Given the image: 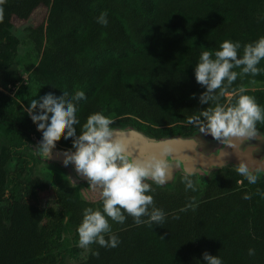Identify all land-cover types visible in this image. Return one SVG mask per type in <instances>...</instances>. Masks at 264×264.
<instances>
[{"label":"trees","instance_id":"16d2710c","mask_svg":"<svg viewBox=\"0 0 264 264\" xmlns=\"http://www.w3.org/2000/svg\"><path fill=\"white\" fill-rule=\"evenodd\" d=\"M41 7L49 9L47 25L30 36L38 62L25 66L39 91L31 94L26 84L19 100L24 75L13 67L22 41L12 23L26 22ZM102 11L107 26L97 23ZM261 35L264 0H0V74L8 90L0 89V219L32 247L31 259L19 264L78 258L82 250L73 242L78 244L83 209L101 207V199L88 201L68 183L55 190L52 203L43 202L50 182L32 175L40 160L32 138H39L40 129L25 111L32 99L49 89H82V123L103 111L116 120L115 128L133 127L157 139L193 137L199 128L186 117L208 106L199 103L204 88L195 79L200 52L215 51L228 39L243 46ZM263 76H238L221 102L234 103L243 88L264 105V88L249 89ZM257 128L264 135V123ZM52 147L71 148L72 138L61 134ZM180 173L154 185L155 204L167 214L162 226L137 225L128 216L112 224L118 247L92 244L75 264H198L205 251L220 255L224 264H264V174L255 171L257 182L249 184L236 167L226 166L209 176L193 175L192 191ZM249 248L255 255H248Z\"/></svg>","mask_w":264,"mask_h":264},{"label":"clouds","instance_id":"9594fccd","mask_svg":"<svg viewBox=\"0 0 264 264\" xmlns=\"http://www.w3.org/2000/svg\"><path fill=\"white\" fill-rule=\"evenodd\" d=\"M107 17V12L102 11L96 18L97 23L107 26ZM262 60L264 35L243 46L238 40L228 39L215 51H201L195 64V79L204 88L199 103L208 106L198 110V114L187 116L185 122L197 126L200 133L210 135L222 144L234 145L233 138L255 139L260 134L257 123H264V105L257 103L254 96L245 94L243 88L238 90L234 103L225 104L221 100L229 94L238 76L250 74L254 77L264 72V67H260ZM236 68H240L239 73L234 70ZM85 100L87 96L82 89L71 93L67 88L58 92L49 89L38 99H32L25 111L40 129L39 146L35 150L46 158L61 134L64 140L72 138V147L65 150L63 163L66 166L74 164L76 172L87 178L89 188L100 191L101 207L83 209L76 230L77 246L88 248L98 244L116 248L121 240L113 231V223L123 224L128 216L137 225L151 227L165 223L167 214L156 206L153 193L156 191L154 185L162 186L168 182L169 169L175 166L176 161L170 158L176 151L175 141L161 142L159 154L134 158L125 138L116 135V120L111 116L95 111L81 122L79 105ZM235 167L249 184L257 182V174L246 161L241 160ZM193 175L192 171H185L186 190H196ZM243 198L251 199V195L245 193ZM255 251L249 248L248 255H255ZM197 262L224 264L220 255L207 251L203 253V260Z\"/></svg>","mask_w":264,"mask_h":264},{"label":"water","instance_id":"95a60500","mask_svg":"<svg viewBox=\"0 0 264 264\" xmlns=\"http://www.w3.org/2000/svg\"><path fill=\"white\" fill-rule=\"evenodd\" d=\"M116 135L125 138L128 142V150L135 157L147 156L151 153L159 154L162 147L161 142L175 141L174 147L176 151L170 158L176 161L175 166L169 169V183L177 173L192 171L194 175L209 176L213 171L226 166L237 165L241 160L246 161L253 172L259 171L264 174V154H258L251 149L250 146L255 145L257 140L261 138L258 135L253 140L233 138L234 145L222 144L220 142L209 152L203 153L199 146V142L194 137L185 138L183 136H171L166 138H153L144 132L133 127L125 129L116 128ZM24 132V131H23ZM26 133V132H24ZM31 135L30 133H26ZM35 146L38 147V137L32 134ZM66 147H50L47 157H43L38 153L41 160L58 163L67 169V173L73 183L87 181V178L80 175L75 170L74 164L65 165L64 153Z\"/></svg>","mask_w":264,"mask_h":264},{"label":"rangeland","instance_id":"374dc122","mask_svg":"<svg viewBox=\"0 0 264 264\" xmlns=\"http://www.w3.org/2000/svg\"><path fill=\"white\" fill-rule=\"evenodd\" d=\"M49 15V9L41 7L36 13L31 16L29 20L26 22H19L17 20H13L12 23V33L18 37L22 44L19 48V56L14 64V69H19L24 75L23 81L18 90V98L21 100L20 93L24 90V85L29 84L31 87L30 93L33 95H37L39 91V81L30 78L29 71L26 69L27 64L33 65L38 62V57L36 52L33 50V45L31 43V32L32 29L37 28L40 25H47V19ZM26 66V68H25ZM2 77L0 74V88H4L5 91H8L5 88L4 83L2 81ZM264 88V76L261 81L253 83L249 89L255 90ZM17 90V88H16ZM20 92V93H19ZM23 94V93H22ZM65 167L58 163H52L44 160H38L35 164L32 175L34 177H39L43 179H48L50 182L49 189L42 193V200L45 204L52 203L54 201V193L55 190L63 184L77 185L83 197L91 202H96L100 198L99 189H91L89 188L88 180L80 183H73L67 173V169L65 171ZM180 173V172H179ZM177 173L176 175H178ZM182 173V172H181ZM180 173V174H181ZM184 174V173H183ZM25 235L22 233L15 232L14 230L7 229L4 226V223L0 219V264H19L21 262L27 261L32 257V247L29 248L25 242ZM73 246H77L73 242ZM80 248V247H79ZM88 248H81L82 252L80 253L78 258L68 257L67 264H75L78 259H84L87 257L89 253Z\"/></svg>","mask_w":264,"mask_h":264},{"label":"flooded vegetation","instance_id":"af4514ba","mask_svg":"<svg viewBox=\"0 0 264 264\" xmlns=\"http://www.w3.org/2000/svg\"><path fill=\"white\" fill-rule=\"evenodd\" d=\"M261 138L257 140L255 145L250 146L252 150H254L258 154H264V135H261ZM193 137L199 142V146L203 153H207L211 151L218 143L213 137L210 135H206L200 133L199 129L195 131Z\"/></svg>","mask_w":264,"mask_h":264},{"label":"built area","instance_id":"2783aa9c","mask_svg":"<svg viewBox=\"0 0 264 264\" xmlns=\"http://www.w3.org/2000/svg\"><path fill=\"white\" fill-rule=\"evenodd\" d=\"M1 90L5 91L4 88H0Z\"/></svg>","mask_w":264,"mask_h":264}]
</instances>
